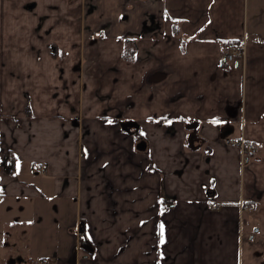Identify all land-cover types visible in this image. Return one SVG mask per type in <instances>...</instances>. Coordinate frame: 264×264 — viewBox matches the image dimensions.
Returning a JSON list of instances; mask_svg holds the SVG:
<instances>
[{
    "label": "crops",
    "instance_id": "0c3cea01",
    "mask_svg": "<svg viewBox=\"0 0 264 264\" xmlns=\"http://www.w3.org/2000/svg\"><path fill=\"white\" fill-rule=\"evenodd\" d=\"M83 1L0 0V264H264V0Z\"/></svg>",
    "mask_w": 264,
    "mask_h": 264
},
{
    "label": "rangeland",
    "instance_id": "374dc122",
    "mask_svg": "<svg viewBox=\"0 0 264 264\" xmlns=\"http://www.w3.org/2000/svg\"><path fill=\"white\" fill-rule=\"evenodd\" d=\"M83 2H84L83 5L86 7V9L83 10V13H82L83 22L85 21L87 23L84 26V28H86V30L84 31V34L86 32L87 36L88 34L90 35L92 32L105 33V31L106 32L108 31V33L112 34L111 32L113 31L111 30L110 27H108V24H110L109 22H112L113 19L116 21L123 20V17L121 15L117 19V16H119L118 15L119 10L117 9L111 10V8L108 7L109 5L108 3H106L105 0H84ZM113 12L116 15V17L113 16ZM13 13H14L13 11H8V17H13ZM0 16H2V14ZM16 17L17 16L15 15V18ZM103 28H106V29L104 30ZM5 36H8V35H5ZM8 37L9 38H6V40H3V36L0 35V54L1 53L6 54L8 50H13L14 54H19L20 52L25 51V50L31 51L33 49H37V43H32V42L30 43L29 41L22 40L21 36L14 37V41H11L13 39H11L10 36ZM51 49L54 50L55 45H52ZM246 190L251 191L252 189L250 187H247ZM21 252L22 250H20L19 248H15V247L11 248V250L9 251V253L12 256H20L24 254V253L21 254ZM27 258L28 257L25 255L23 257H17L15 260H10V261L19 262L20 264H30Z\"/></svg>",
    "mask_w": 264,
    "mask_h": 264
},
{
    "label": "built area",
    "instance_id": "2783aa9c",
    "mask_svg": "<svg viewBox=\"0 0 264 264\" xmlns=\"http://www.w3.org/2000/svg\"><path fill=\"white\" fill-rule=\"evenodd\" d=\"M244 57V43L236 42V41H225L221 50V58L223 62H231L238 58ZM229 146L237 148L239 152V156L241 160L244 161L247 156H253L257 152V148L254 143L245 141L243 139L239 140H230L228 142ZM41 168L42 165H40ZM210 207L216 208L217 203H210ZM31 264H46L47 259L42 260H29Z\"/></svg>",
    "mask_w": 264,
    "mask_h": 264
},
{
    "label": "trees",
    "instance_id": "16d2710c",
    "mask_svg": "<svg viewBox=\"0 0 264 264\" xmlns=\"http://www.w3.org/2000/svg\"><path fill=\"white\" fill-rule=\"evenodd\" d=\"M173 31L175 33H177L176 27H174ZM135 50H136V48H135V44L133 41H125L124 42V49H123V58L127 61L132 60L134 53H135ZM13 164H14L13 158H10V165H9L10 171H12ZM79 242H80V246H81L80 249L84 252L86 241L84 240L83 234L81 231L79 233Z\"/></svg>",
    "mask_w": 264,
    "mask_h": 264
},
{
    "label": "water",
    "instance_id": "95a60500",
    "mask_svg": "<svg viewBox=\"0 0 264 264\" xmlns=\"http://www.w3.org/2000/svg\"><path fill=\"white\" fill-rule=\"evenodd\" d=\"M136 149L139 151H144L145 150V143L144 141H140L137 145H136Z\"/></svg>",
    "mask_w": 264,
    "mask_h": 264
},
{
    "label": "snow or ice",
    "instance_id": "6c2138e0",
    "mask_svg": "<svg viewBox=\"0 0 264 264\" xmlns=\"http://www.w3.org/2000/svg\"><path fill=\"white\" fill-rule=\"evenodd\" d=\"M110 123H111V121H110ZM163 232V226H161V233Z\"/></svg>",
    "mask_w": 264,
    "mask_h": 264
}]
</instances>
